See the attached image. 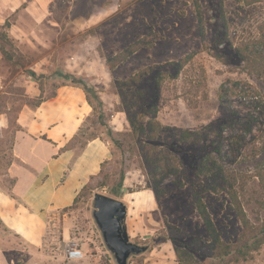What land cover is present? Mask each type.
Instances as JSON below:
<instances>
[{"label":"rangeland","instance_id":"1","mask_svg":"<svg viewBox=\"0 0 264 264\" xmlns=\"http://www.w3.org/2000/svg\"><path fill=\"white\" fill-rule=\"evenodd\" d=\"M1 32L12 40L8 48L14 61L24 67H15L0 52V106L5 100L9 111L36 89L28 69L43 74L45 94L52 83L71 84L64 76H78L100 92L103 105L101 117L97 111L84 120L71 146L78 153L88 140L101 136L100 124L120 134L114 138L122 151H109L101 173L62 212L64 216L60 214V232L79 244L83 260L114 264L91 218L92 195L98 192L126 205L130 240L148 245L147 252L131 257L128 264H177L168 227L179 230L182 237L176 238L183 244L204 236L192 196L206 181L199 167L207 156L222 158L224 174L234 182L248 218L255 222L264 216L257 178L264 169V0L250 5L241 0H27L22 5L7 0L0 4ZM83 67L87 75L79 74ZM121 82L129 85L123 86L126 94H144L150 110L143 120L155 110L156 121L167 129L160 149L167 148L178 160V176L161 183L157 201L140 157L131 151L135 137L127 135L130 128L121 112ZM222 89L228 90L223 99ZM252 94L257 101L241 102L240 97ZM136 114L139 120L143 116ZM6 127L2 114V187L10 183L5 176L11 155ZM183 132H190L185 145L178 142ZM176 143L175 148L169 145ZM121 171L125 176L119 188ZM202 196L222 240L235 242L241 225L228 191H204ZM5 232L0 226L3 242L14 246ZM16 247L23 251L20 244ZM252 256L251 264H264V245ZM195 260L207 264L202 255H195Z\"/></svg>","mask_w":264,"mask_h":264},{"label":"crops","instance_id":"2","mask_svg":"<svg viewBox=\"0 0 264 264\" xmlns=\"http://www.w3.org/2000/svg\"><path fill=\"white\" fill-rule=\"evenodd\" d=\"M4 3L7 0H0L1 6ZM13 3L27 4V0ZM86 71L83 67L79 74L87 75ZM38 95L37 87L27 94L30 98ZM91 112L84 92L64 85L56 89L53 99L38 108L25 107L18 114L13 160L5 171L10 183L0 185V223L15 244H5L0 237V264H64L62 256L43 245L47 221L73 205L90 177L99 174L110 151L98 137L88 140L78 153L71 146ZM66 236L62 231L61 237L71 241ZM83 261L77 264H92Z\"/></svg>","mask_w":264,"mask_h":264},{"label":"trees","instance_id":"3","mask_svg":"<svg viewBox=\"0 0 264 264\" xmlns=\"http://www.w3.org/2000/svg\"><path fill=\"white\" fill-rule=\"evenodd\" d=\"M246 5L253 3H258L263 0H241ZM3 29H8V23L4 25ZM12 40L8 38L6 32L0 33V52L4 59L13 63L15 67H24L19 60L14 61V54L12 53L11 47ZM258 54V53H256ZM119 57V56H118ZM121 57V56H120ZM262 57V55H258ZM123 58V56L121 57ZM29 64H27L28 66ZM107 67L109 66L106 64ZM111 68L110 66L108 67ZM27 76H29L32 81L37 85L39 90V95L37 97L30 98L25 95L26 99L15 108H10L9 111L5 110V100L1 102L0 115L4 114L7 118L6 132L9 133V138L11 139V146L14 141V134L18 129L17 118L21 109L25 106L34 109L38 108L43 102L51 100L55 97V91L57 88L64 85H71L80 88L86 97V101L92 109L91 116L100 112L99 117H101V108L103 102L98 95V91L94 88L88 86L83 82L81 77L78 76H64L65 78H71V84H66L64 82L59 84H51V92L45 94V90L40 83V78L43 74H37L35 71L28 69ZM140 80L137 81V83ZM127 84V83H126ZM125 82H121L117 85V95L119 97V103L121 107V112L125 114L126 121L128 122L130 131L128 136L135 139L132 141L133 145L131 151L140 157V167L145 171V175L149 180V189L151 190L155 201L158 200L159 191L162 190L161 183H163L168 177H177L179 174L178 160L172 154L169 153L167 148L160 149L159 140L164 137L162 135L167 131L159 122L155 119V110L151 112V118L147 121L143 120L144 114L148 113L150 106L148 105V100H145V96L140 90H135L131 94H126L123 86ZM128 85V84H127ZM129 86V85H128ZM137 86V85H136ZM136 89V88H135ZM228 90L222 89L220 98L223 99L227 97ZM136 111L143 115L141 119H136ZM89 116V117H91ZM103 127L101 136H94L92 139L99 138L104 142L110 150L116 148L122 151V145L114 137L119 136V133H115L109 128L105 127L104 124H100ZM190 132H183L179 135L178 142L182 141L185 145L191 140L188 136ZM172 148L177 146L176 144H169ZM213 156H207L200 162L199 171L205 177V183L197 192L193 193L192 201L195 211L199 218L201 219L204 236L194 237L184 244L182 240H178L176 237H182L179 230L173 226L168 227L169 237L174 243V252L177 264H196L195 255H202L206 259L207 264H251L252 255L254 252L260 250L264 245V216L257 218L255 222H252L245 210L243 209L238 195L233 190V183L224 174V162L222 158ZM12 154L8 162V166L12 162ZM7 166V167H8ZM102 167V164H101ZM101 171L99 172V174ZM125 173L120 172L118 187L122 188ZM95 176H91L90 180L94 179ZM258 186L261 191L262 199L260 202V208L264 211V169L257 174ZM89 183H87L81 191L78 193L74 199L73 204L76 202L80 194L87 189ZM221 189L228 191V195L231 199L232 210L237 217L240 225L241 231L239 237L235 242H225L222 240L219 231L217 230L214 221L207 209L202 196L204 191L219 192ZM73 206V205H72ZM71 206V207H72ZM69 207V208H71ZM0 226L1 223H0ZM176 236H175V235Z\"/></svg>","mask_w":264,"mask_h":264},{"label":"water","instance_id":"4","mask_svg":"<svg viewBox=\"0 0 264 264\" xmlns=\"http://www.w3.org/2000/svg\"><path fill=\"white\" fill-rule=\"evenodd\" d=\"M91 218L102 244L114 264H128L131 257L144 254L148 245H140L129 238L126 226L127 207L114 197L93 193Z\"/></svg>","mask_w":264,"mask_h":264},{"label":"built area","instance_id":"5","mask_svg":"<svg viewBox=\"0 0 264 264\" xmlns=\"http://www.w3.org/2000/svg\"><path fill=\"white\" fill-rule=\"evenodd\" d=\"M241 102H255L258 100L257 95L242 96L240 97ZM61 218L51 215L47 221L44 247L52 252H56L62 256L64 264H77L84 259V253L75 241H65L61 237Z\"/></svg>","mask_w":264,"mask_h":264}]
</instances>
